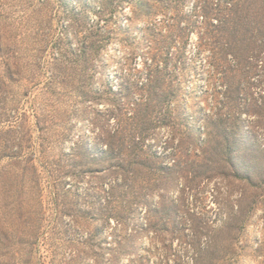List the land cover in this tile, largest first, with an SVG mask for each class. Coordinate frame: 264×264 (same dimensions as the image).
<instances>
[{
  "label": "rangeland",
  "instance_id": "obj_1",
  "mask_svg": "<svg viewBox=\"0 0 264 264\" xmlns=\"http://www.w3.org/2000/svg\"><path fill=\"white\" fill-rule=\"evenodd\" d=\"M0 264H264V0H0Z\"/></svg>",
  "mask_w": 264,
  "mask_h": 264
},
{
  "label": "trees",
  "instance_id": "obj_2",
  "mask_svg": "<svg viewBox=\"0 0 264 264\" xmlns=\"http://www.w3.org/2000/svg\"><path fill=\"white\" fill-rule=\"evenodd\" d=\"M152 77H153V75H152V64L150 63L149 64V73H148L149 81H150V79ZM146 103L147 102L145 100H140V102L137 105H139V107H141V105H146ZM139 111H140L141 114H143L142 108L141 109L139 108ZM147 116H150V115H147ZM115 133H117V132L115 131ZM113 138H115V136H112L110 138V142L111 143H106L105 142L106 148L103 151L106 154V162L107 163L110 162L111 159L113 157H115L117 160H123L125 162H128L131 167L129 169L124 170V169H122L123 168V164H119V163L112 164V163H109L108 172L116 180L119 177H125L126 178L128 176L127 174H129L131 176V178L134 180V178L137 177V175H138V173H137L138 172V165H137V163L135 161L136 160L138 161V157H139L140 153H137V150H135V148L136 147L138 148V143L139 142H134L132 140L131 141V149L129 150V147H125L123 145V142L125 143L126 141H125V138H122L123 141H119L120 144H121V148H117V150H114V144H115V146L119 145V142L116 143ZM134 143H136V144L134 145ZM133 145H134V147H133ZM120 170H124L123 173L120 172ZM147 170H148L149 174H152V172L154 173V171H152L149 168ZM148 177H149V175H148ZM115 179H113V180L116 183L117 181ZM118 185L119 184L117 182L115 184V186L118 187ZM112 191H113V188L111 189V192Z\"/></svg>",
  "mask_w": 264,
  "mask_h": 264
}]
</instances>
